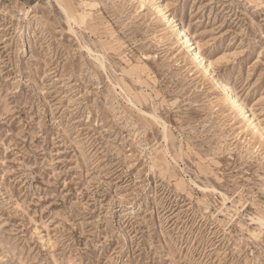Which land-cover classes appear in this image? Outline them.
<instances>
[{"label": "rangeland", "instance_id": "rangeland-1", "mask_svg": "<svg viewBox=\"0 0 264 264\" xmlns=\"http://www.w3.org/2000/svg\"><path fill=\"white\" fill-rule=\"evenodd\" d=\"M0 264H264V0H0Z\"/></svg>", "mask_w": 264, "mask_h": 264}, {"label": "bare ground", "instance_id": "bare-ground-1", "mask_svg": "<svg viewBox=\"0 0 264 264\" xmlns=\"http://www.w3.org/2000/svg\"><path fill=\"white\" fill-rule=\"evenodd\" d=\"M163 9V8H162ZM194 56L196 57V58H198V53L197 52H194Z\"/></svg>", "mask_w": 264, "mask_h": 264}]
</instances>
